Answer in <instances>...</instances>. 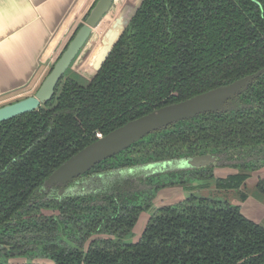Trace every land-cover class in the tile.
Returning a JSON list of instances; mask_svg holds the SVG:
<instances>
[{"label": "trees", "instance_id": "1", "mask_svg": "<svg viewBox=\"0 0 264 264\" xmlns=\"http://www.w3.org/2000/svg\"><path fill=\"white\" fill-rule=\"evenodd\" d=\"M258 70L242 107L174 124L93 170L264 147V0H143L91 81L65 74L50 101L0 123V243L17 227L78 244L46 237L54 264H264V228L239 207L204 199L159 208L137 242H122L149 209L145 187L161 185V176L116 180L104 192L55 202L58 217L20 220L44 204L46 178L96 133ZM245 178L218 184L238 189Z\"/></svg>", "mask_w": 264, "mask_h": 264}, {"label": "water", "instance_id": "2", "mask_svg": "<svg viewBox=\"0 0 264 264\" xmlns=\"http://www.w3.org/2000/svg\"><path fill=\"white\" fill-rule=\"evenodd\" d=\"M116 1H93L85 13L84 22L79 25L80 27L75 34L71 35L59 56L52 63L50 70L42 78L37 89L32 94L0 105V123L37 110L38 107L51 99L56 85L65 74L75 79L79 78L83 80V83L93 79L143 2V0L125 1L119 7L117 15L111 21H106L105 33L93 47L94 49L84 66V68L89 66L88 70L91 68L90 71L93 70L94 73L89 79L84 80L78 74L71 72L70 69L89 43L94 30L106 19ZM257 76L258 74L249 76L229 86L220 87L181 103L160 108L125 124L85 147L59 166L45 180L44 189L58 187L60 197L64 187L74 179L91 170L96 164L118 155L145 136L163 131L179 122L189 121L200 114L231 110L233 107H224L223 104L243 92ZM213 162L214 158L202 156L182 160L178 167H182L181 169H198ZM172 164L173 162L163 163V168L169 170ZM160 172L154 171L152 174Z\"/></svg>", "mask_w": 264, "mask_h": 264}, {"label": "flooded vegetation", "instance_id": "3", "mask_svg": "<svg viewBox=\"0 0 264 264\" xmlns=\"http://www.w3.org/2000/svg\"><path fill=\"white\" fill-rule=\"evenodd\" d=\"M262 72H263L262 70H258V71L254 72V73H251V74H248V75H244V76H242V77H240V78H238V79H236V80H234L232 82H229V83H226V84L211 88V89H209L207 91H203L201 93H198V94H196L194 96H191L189 98H186L184 100L163 105V106H161L159 108H156V109H154V110H152V111H150V112H148V113H146V114H144L142 116H139L137 118H134V119L126 121L122 125L114 128L113 130L109 131L108 133H106L104 135H102L101 133H96L95 134V138L96 139L92 143H94L97 140H99L100 138L106 136L110 132H112V131L124 126L125 124H127V123H129L131 121L137 120L139 118H142V117H144V116H146V115H148V114L152 113L153 111H156V110H158L160 108H164L166 106H170V105L181 103L183 101H186V100L191 99L193 97L205 94V93H207L209 91H212V90H215L217 88L229 86V85L233 84L234 82L242 80V79H244L246 77L254 76V75L258 74V76L255 77L252 80L251 84L243 92H241L240 94L236 95L234 98H232L230 100H227L226 104H223L224 107H233L231 110H229L227 112H220V113H204V114H200V115H198L196 117H199V116H202V115H207V114H211V115H218L219 114L220 115V114H227V113L233 112L238 107H242V105L239 104L238 99L243 94L246 93V91L252 86V84L261 76ZM53 96H54V94H53ZM52 97H51V99H52ZM50 100H48V101H50ZM26 114H28V113H26ZM23 115H25V114H23ZM20 116H22V115H20ZM196 117H194V118H196ZM152 134H149V135H152ZM149 135L145 136L143 139H145ZM143 139H141V140H143ZM92 143L86 145L85 147L91 145ZM133 145H131L126 150L130 149ZM85 147H83L82 149H84ZM82 149H80L79 151H81ZM126 150H124V151H126ZM79 151H77L76 153L71 155L69 158H71L72 156L77 154ZM124 151H122V152H124ZM210 151L211 150L205 151L204 154L196 155V156H193V157H179V158H173V159L146 161V162H142V163H134L135 161H133V162L129 163L130 165H128V166L124 165V166H121L119 168H109V166L105 165V166H102L103 168H100L99 170H96V171L93 170L100 163L106 161V160H104V161L96 164L91 170H89L88 172H86L82 176H79L76 179H74L70 184L66 185L64 187V191L62 193H60L61 194L60 197H59V188L58 187H52V188L44 189V187H43L44 186V182H45L44 181L43 185L41 187V191H40V193L42 195H44L43 196L44 204H42L41 207L39 206L40 203L38 204V206H33L34 212L32 214H30V215L29 214L28 215H23L22 217H20V220H21V222H29L28 220H31V221H34L35 223H38V222H40L41 216H43V217H54V218L58 217L59 212L54 207L56 206V203L60 202L63 198L69 197V196H84L86 194H96L98 192H104L106 189H108V187H110V185L114 181L111 182V183H107L104 187H98V189L93 190V191H91L89 193L86 192V193H82V194L72 195V194H69V191L71 190V188H73L77 184H80L82 188L91 187L92 185H95V183H97L99 180L103 179V177H105V174H110V173L117 172V171L121 172L123 170H127L130 174L131 173L138 174V172H143V173L145 172L147 174H150L148 176H147V174H145L147 177H154V178L158 177V176H161V180L158 182L161 185H157L156 180L154 179L153 182H155V183H152V185L145 187L150 192V194L148 196L149 199H150V201H149V205L150 206H149V209H147L144 212H147V211L153 209L152 212L156 213V211L159 208L165 207V206H162V207L156 208L153 205V201H154L156 192L159 189H161V188L175 186L177 184L183 185L184 184V181H183V177L184 176L188 175V176L198 177V176L204 175V176H208V177L210 176L211 177L212 174H214V172H216L217 168H229V167L230 168H234V169H236L238 171L236 173H233L232 175H236V174L245 175L244 173H241L239 171H243L248 166L250 168H253V169H255L256 167L264 166V147L263 148L255 147V148H247V149H243V150L227 151L226 153H212ZM116 156H114V157H116ZM202 156L203 157L204 156H209L211 158H214V162L212 164H209L206 167H200L198 169H181L182 167H178L179 163H181L182 160H187V159H192V158H195V157H202ZM112 158H110V159H112ZM68 159H66L64 162H66ZM107 160H109V159H107ZM167 162H173V164L171 165L172 167L170 166L171 169H169V170H168V168H163V163H167ZM62 164H60L59 166H61ZM154 171H161V172L152 174ZM170 174H173V176H170ZM232 175H230V176H232ZM143 179H145V178H143ZM130 180H133V179H130ZM263 180H260L258 182V184L262 185V187L264 188V185H263V182H262ZM244 181H243V183H244ZM219 182H220V180L217 182V185L219 187L223 188V186H220V184H218ZM243 183L240 185V187L243 185ZM260 185H258V187ZM224 189H226V188H224ZM260 190H262V189H260ZM244 196L245 195H242V197H244ZM38 202H39L38 200L34 199V204H37ZM44 205H47L48 207H45ZM144 212H141L139 214V216L142 213H144ZM151 215L148 218L145 227L147 226V224L149 222V219L152 217ZM139 216H138V218H139ZM138 218H137V220H138ZM137 220H136V222H137ZM133 228H134V226H133ZM133 228H132V231H133ZM144 229H143V231H144ZM51 236L54 237V234H44L43 233V235L40 236L33 229H32V231L31 230L30 231H24V230H19L17 227L15 229H13L12 232H5V235H3V243H0V259L2 260V262H0V264H7L10 259H15V258H23L24 259V257L26 255H27V259L21 260L22 263H20V264H40L38 262V259H40V260H49V262L45 261V262H41V264H54V262H53V260H52V258L50 256V252L48 250V244H46L44 242L46 237L47 238L50 237L51 240H54V242H52V243H59V245L61 247H66V246L67 247H74L75 245L78 246L77 243L73 244L71 242H66V237L61 236L60 234H59L60 239L58 241H55L54 238L52 239ZM94 236L100 237L102 239H106L107 238L104 234H97V235H94ZM87 245H88V242L85 243V245H84V249L85 250H86Z\"/></svg>", "mask_w": 264, "mask_h": 264}, {"label": "crops", "instance_id": "4", "mask_svg": "<svg viewBox=\"0 0 264 264\" xmlns=\"http://www.w3.org/2000/svg\"><path fill=\"white\" fill-rule=\"evenodd\" d=\"M92 1L0 0V103L33 91Z\"/></svg>", "mask_w": 264, "mask_h": 264}, {"label": "rangeland", "instance_id": "5", "mask_svg": "<svg viewBox=\"0 0 264 264\" xmlns=\"http://www.w3.org/2000/svg\"><path fill=\"white\" fill-rule=\"evenodd\" d=\"M125 1L128 0L116 1L112 10L107 15L106 19L102 22L101 25H99L94 30V33L89 43L86 45L79 58L74 62L72 68L70 69L71 72L78 74L84 80L89 79L92 76L94 71L93 70L90 71L91 68L90 70H88L89 66L88 68L87 67L84 68L86 60L90 56V53L93 51L94 49L93 47L95 46V44H97L101 40L102 35L105 33V28L107 23L106 21H111L114 18V16L117 15L119 7H121ZM85 13L80 17V19H78L77 23H75V25H73V27L66 33L63 41L58 44L56 50V57L59 56V54L61 53L65 44L70 39L75 29L84 22ZM46 72L44 73V75L46 74ZM44 75L41 77V80L44 77ZM41 80L39 82H41ZM75 80L81 84L83 83V80L79 78ZM39 84L40 83H38V85L29 94H32L37 89ZM13 100L15 99H12V101ZM9 101L11 100L8 99L5 102H1L0 105ZM236 172H238L236 169L229 167V168H217L216 172H214V174H212L211 177L204 175L198 177L195 176L193 177L188 175L184 176L183 185L177 184L175 186L159 189L156 192L153 205L156 208L162 206H178L184 201H187L188 199H192V198L194 199L195 203L199 202V200L201 199L207 200L210 203H221V204L226 203L230 206L239 207L240 212L244 217L264 228V188L262 187V185L258 184L260 180L264 179V166L256 167L255 169L250 168L248 166L243 171H239L241 173H244L247 177L243 185L239 189H224L217 185V182L219 180L226 179L228 176ZM145 174L147 173L138 172V174L135 173L130 174L127 170L105 174V177H103V179L99 180L97 183H95V185H92L91 187L82 188L80 184H77L76 186L71 188L69 194L75 195L86 192L89 193L93 190L98 189V187H104L107 183H111L115 180L133 179L136 182L138 179L145 178L146 176ZM258 185L260 186L258 187ZM260 188L263 189V191L260 190ZM242 195L245 196L242 197ZM152 211L153 209L142 213L139 216L137 222L135 223L131 234L123 236L121 238V241L124 243H132V244L135 243L139 239L143 229L145 228L148 218L150 217L151 214H152L151 216H153V214L155 213ZM25 259H27V255L24 257V259L23 258L10 259L7 264H20L22 263L21 260H25ZM45 261L49 262V260L38 259V262L40 264L41 262H45ZM0 262H2L1 259Z\"/></svg>", "mask_w": 264, "mask_h": 264}]
</instances>
